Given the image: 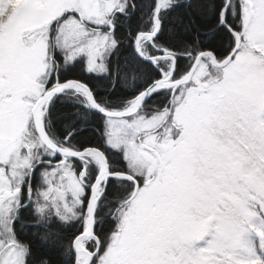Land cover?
I'll return each mask as SVG.
<instances>
[{
  "label": "snow or ice",
  "instance_id": "1",
  "mask_svg": "<svg viewBox=\"0 0 264 264\" xmlns=\"http://www.w3.org/2000/svg\"><path fill=\"white\" fill-rule=\"evenodd\" d=\"M182 6L0 0V264H264V0Z\"/></svg>",
  "mask_w": 264,
  "mask_h": 264
},
{
  "label": "trees",
  "instance_id": "2",
  "mask_svg": "<svg viewBox=\"0 0 264 264\" xmlns=\"http://www.w3.org/2000/svg\"><path fill=\"white\" fill-rule=\"evenodd\" d=\"M136 4L138 5L135 14L131 17V20L129 23L125 24V28L119 29L117 32L118 37H121L124 39V43L121 45V53L122 57L129 56L131 54V45L126 39V31L125 29L128 27H131L133 30L137 29L138 25H142L144 21L147 19L146 13H147V7L146 4L148 3V0H135ZM189 4L191 5L189 7ZM200 13L199 8V0H183V6L178 8L175 13L172 14L168 19L164 21V33L162 36V39L164 40H172L174 38V34L169 32V29L172 27V21L176 15H186V14H192L197 15ZM221 43L226 44V38H222L221 40H217L216 44L219 46ZM83 65L81 63H77L75 67L69 69L67 75L69 78H80L82 80H85L89 82L90 85L96 86L99 85L101 87L106 86V81L102 79H98L95 76L87 75L83 72ZM117 92L121 95H126L127 93H124L122 89H117ZM66 108L65 106L61 104H57L56 108L54 110V118L56 120V124L58 127L62 126L64 122V116L66 114ZM102 117L99 115L92 116L87 124V127L85 131L82 132L79 139L89 141L93 144L99 142V136L98 133H96L93 129L100 126ZM30 217L31 213L29 211H25L22 214L21 222L17 225L18 229L23 227L22 236L23 238L27 240H31L33 243V249H34V256H40L47 254L51 256L54 264H62L63 257L61 255L60 250L52 248L48 245H44L40 242V240L34 235L36 232L35 228L28 227L27 225L30 224ZM107 226V225H106ZM67 234V233H65Z\"/></svg>",
  "mask_w": 264,
  "mask_h": 264
}]
</instances>
